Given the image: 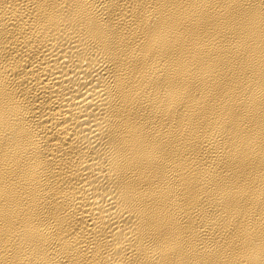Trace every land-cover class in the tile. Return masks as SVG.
Wrapping results in <instances>:
<instances>
[{
	"label": "bare ground",
	"instance_id": "obj_1",
	"mask_svg": "<svg viewBox=\"0 0 264 264\" xmlns=\"http://www.w3.org/2000/svg\"><path fill=\"white\" fill-rule=\"evenodd\" d=\"M0 264H264V0H0Z\"/></svg>",
	"mask_w": 264,
	"mask_h": 264
}]
</instances>
